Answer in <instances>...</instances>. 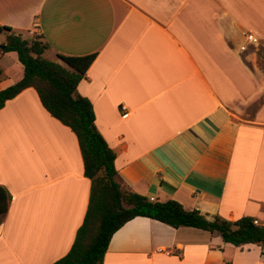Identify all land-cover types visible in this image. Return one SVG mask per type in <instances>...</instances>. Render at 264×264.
Listing matches in <instances>:
<instances>
[{
    "label": "crops",
    "instance_id": "obj_1",
    "mask_svg": "<svg viewBox=\"0 0 264 264\" xmlns=\"http://www.w3.org/2000/svg\"><path fill=\"white\" fill-rule=\"evenodd\" d=\"M0 25L36 30L44 56L65 66L57 55L94 54L77 93L115 153L121 187L264 225V0H0ZM2 49L0 89L23 74ZM0 186L10 195L0 264L65 255L91 182L75 134L33 87L0 108ZM102 264H264V254L136 216L114 232Z\"/></svg>",
    "mask_w": 264,
    "mask_h": 264
},
{
    "label": "trees",
    "instance_id": "obj_2",
    "mask_svg": "<svg viewBox=\"0 0 264 264\" xmlns=\"http://www.w3.org/2000/svg\"><path fill=\"white\" fill-rule=\"evenodd\" d=\"M6 33L4 52H14L22 66V77L0 89V108L26 87H33L43 107L75 134L83 160L84 175L91 182L87 210L68 252L52 264H102L109 241L124 223L136 216L148 217L173 228L194 227L212 237L242 247L256 244L264 254V225L248 216L226 220L208 217L197 208L186 209L175 200H149L121 187L117 181L115 153L95 126L91 102L77 93V84L94 59L85 56L57 55L58 61L44 56L49 45L33 37H22L12 28L0 25ZM10 195L0 186V217L8 208Z\"/></svg>",
    "mask_w": 264,
    "mask_h": 264
},
{
    "label": "rangeland",
    "instance_id": "obj_3",
    "mask_svg": "<svg viewBox=\"0 0 264 264\" xmlns=\"http://www.w3.org/2000/svg\"><path fill=\"white\" fill-rule=\"evenodd\" d=\"M40 35L41 34H39L36 30H32L29 33H27L25 36H22V37L26 38L27 36H29V37H33V38L39 39ZM6 37H7L6 33H4V32L0 33V42H4L6 40ZM246 51H249L248 47H247ZM256 52L259 53L261 56H264V53H262V51L256 50ZM45 57H48L49 59H51L50 55H47V53L45 54ZM261 61H262V59H261Z\"/></svg>",
    "mask_w": 264,
    "mask_h": 264
},
{
    "label": "built area",
    "instance_id": "obj_4",
    "mask_svg": "<svg viewBox=\"0 0 264 264\" xmlns=\"http://www.w3.org/2000/svg\"><path fill=\"white\" fill-rule=\"evenodd\" d=\"M245 41L247 42V43H250V44H258V40H257V38L253 35V34H251V33H248V34H246L245 35ZM240 50L241 51H246L247 50V45H245V44H242V45H240ZM151 201L153 200L152 198L150 199ZM253 223L254 224H259L258 223V221L257 220H253Z\"/></svg>",
    "mask_w": 264,
    "mask_h": 264
},
{
    "label": "water",
    "instance_id": "obj_5",
    "mask_svg": "<svg viewBox=\"0 0 264 264\" xmlns=\"http://www.w3.org/2000/svg\"><path fill=\"white\" fill-rule=\"evenodd\" d=\"M4 46H5L4 44H1V45H0V48H4Z\"/></svg>",
    "mask_w": 264,
    "mask_h": 264
}]
</instances>
